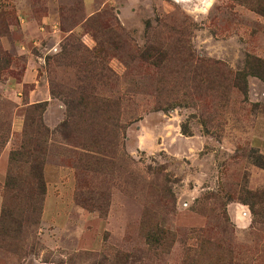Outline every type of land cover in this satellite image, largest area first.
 I'll list each match as a JSON object with an SVG mask.
<instances>
[{
    "label": "rangeland",
    "instance_id": "1",
    "mask_svg": "<svg viewBox=\"0 0 264 264\" xmlns=\"http://www.w3.org/2000/svg\"><path fill=\"white\" fill-rule=\"evenodd\" d=\"M253 59L264 0H0V264H264Z\"/></svg>",
    "mask_w": 264,
    "mask_h": 264
},
{
    "label": "trees",
    "instance_id": "2",
    "mask_svg": "<svg viewBox=\"0 0 264 264\" xmlns=\"http://www.w3.org/2000/svg\"><path fill=\"white\" fill-rule=\"evenodd\" d=\"M248 66L250 68H253V72L264 79V60L261 59H253L252 63H248ZM32 174L36 182V187L39 190H42L44 188L43 180H42V172H41V166L38 163H36L35 159L33 161V165L31 166Z\"/></svg>",
    "mask_w": 264,
    "mask_h": 264
},
{
    "label": "crops",
    "instance_id": "3",
    "mask_svg": "<svg viewBox=\"0 0 264 264\" xmlns=\"http://www.w3.org/2000/svg\"><path fill=\"white\" fill-rule=\"evenodd\" d=\"M43 100H45V99H43Z\"/></svg>",
    "mask_w": 264,
    "mask_h": 264
}]
</instances>
